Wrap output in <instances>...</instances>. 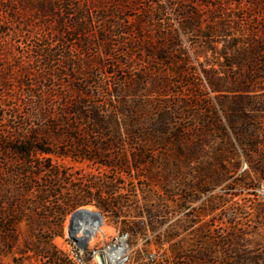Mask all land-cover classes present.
<instances>
[{
    "label": "rangeland",
    "instance_id": "374dc122",
    "mask_svg": "<svg viewBox=\"0 0 264 264\" xmlns=\"http://www.w3.org/2000/svg\"><path fill=\"white\" fill-rule=\"evenodd\" d=\"M223 2L228 10H234L239 16L236 34L240 51L244 49L247 40H256L257 46L258 40L264 36V0ZM218 3L217 0H185L183 5L187 10L199 13L205 26L211 21L209 13ZM138 6L137 9H126L125 12L127 24L132 28L131 33L120 37L107 33V42L117 47V55L129 52L131 46H137V49L129 53L133 61L131 66L119 69V66H113L116 64L113 59H108L107 66L101 71L103 77L106 80L108 78L111 83L119 84L128 79L127 88L134 86L131 80L140 78L138 97L127 94L123 100L130 107H127L125 115L118 114L126 127L122 125L121 132L118 129L111 132L115 138L120 137L124 141L125 151L132 163L137 146L132 142L134 137L131 135L129 121L133 115L136 118V113L142 124L140 139L152 152L148 154V165L137 170L133 165L120 172L88 161L80 162L58 156L41 157L32 164H22L15 155H4L0 152V226H17L16 231L20 237V243L12 250L7 247L0 248V264H21L23 261L27 264H41L33 253L23 257L19 251L24 250L25 242L32 250L45 247L46 242L58 232L59 226H63V235L54 238L52 244L74 264H85L88 258L91 259V264H153L158 254L155 243L163 240L169 230H174L177 234L170 242L172 245L197 240L193 231L182 232V226H195L194 230L212 226L215 236H223L224 230L229 226H239L249 234L253 249L264 251V175L255 171L257 163L264 161V112L261 111L264 108V81L254 75L251 85L253 92L248 96L245 93L241 95L252 102L259 129L255 139L257 143L256 153L253 154V167L250 168L245 153L234 133L228 128L222 112V106H229L235 96L212 92L209 80L204 74V70H211L210 74L215 71L218 73L215 76H222L218 62L223 60L215 53L224 46L221 35L215 34L210 38L213 41L211 51L207 49L210 41L206 33L195 35L185 29L184 22L178 16L177 5L170 4L168 0H146ZM157 9H161V14L153 16L152 20L145 17L146 10L155 13ZM138 22L142 24V31L139 33L133 28ZM19 42L16 43V58L28 61L32 43L26 45ZM148 45L161 50L163 60L149 56L144 49ZM166 45L170 48L163 47ZM80 53L77 49L74 56L78 57ZM98 54V49L93 47L90 55ZM99 59V62L104 61L100 57ZM248 72L246 65H241L237 71V83L241 89ZM16 73L19 76L20 70L16 69ZM258 74L261 75L260 72ZM68 81L65 78L62 83L66 84ZM17 86L14 82L11 91L0 90V126L5 132L12 126H21L22 123L18 119L14 123L11 121L14 113L12 108L17 103L20 105L16 99ZM119 100L122 98L101 97L98 102L108 104L109 112H114L117 116L116 106L119 108ZM23 111L20 106V112ZM169 119L172 126L170 128L174 131L180 130L194 135L198 132L206 133L203 140L204 157L201 160L178 159L173 153V147L150 143V131L157 130L156 138H160ZM94 138L91 137V140ZM68 141V138L61 140L54 148L55 152H67ZM220 154L228 161L219 163L217 157ZM40 172L43 173L39 179L34 174ZM17 173L21 175L15 177ZM54 174L62 177L58 188L60 195L52 198L44 207L38 204L35 192L20 193L24 188L36 187L45 181H56L58 184L59 180L52 179ZM105 176L118 178L123 183L117 196L127 201L128 208L122 210L120 220L148 228L157 226L154 230L149 229L145 234L132 236L122 226L116 225L113 218H103L94 206L72 212L60 225L58 218L52 215L57 203L61 208L64 198L74 194L73 190L77 187L87 186L91 179ZM245 178L247 186L241 183ZM199 183L203 187L195 188ZM139 207L154 211L162 208L164 213L158 212L157 219L149 218L148 215L136 218L133 211ZM13 210L22 214L20 219L7 215ZM87 211L91 214H87ZM96 214L102 216L101 222ZM113 247L123 248L124 255L113 260L109 254Z\"/></svg>",
    "mask_w": 264,
    "mask_h": 264
},
{
    "label": "trees",
    "instance_id": "16d2710c",
    "mask_svg": "<svg viewBox=\"0 0 264 264\" xmlns=\"http://www.w3.org/2000/svg\"><path fill=\"white\" fill-rule=\"evenodd\" d=\"M142 1L146 0H0V90L11 91V85L14 82L18 84L16 99L20 105L17 103L12 108L14 113L11 121L14 123L16 119L22 120L21 126H12L7 132L0 126L2 154H13L22 164H32L41 157H69L120 172L133 165L136 170L148 165V154L152 152L140 139L142 124L136 113V118L134 119L133 115L129 121L131 135L134 137L132 142L137 146L132 163L125 151L124 141L120 137L115 138L111 132L114 129L121 132L122 125L126 127L118 114L125 115L127 107H130L128 102L123 100L127 94L138 97L140 78L131 80L134 86L127 88L128 79L119 84L111 83L108 78L106 80L103 77L101 71L107 66L108 59H113L117 64L113 66H119V69L131 66L133 61L129 53L137 49V46H131L129 52L120 53L118 56L117 47L107 42L109 39L107 33L118 37L131 33L132 28L127 24L128 18L125 16L126 9H137ZM168 1L172 5H177L178 16L190 33L195 35L206 33L209 41L215 34L221 35L224 46L221 51L215 53L223 60L218 62L222 76L220 78L215 76L218 74L215 71L210 74L211 70H204V74L209 80L212 92H224L225 95L235 96L229 106H222V112L228 128L234 133L245 153L246 161L252 168L253 154L256 153V133L259 129L252 102L249 98L245 100L241 95L245 93L248 96L253 92L251 85L254 77L264 81V36L258 40L257 46L256 40H247L244 49L240 51L236 34L239 16L234 10L226 8L224 0H217L219 5L209 13L211 21L205 26L199 13L189 11L183 5L185 0ZM144 14L152 20L153 16L161 14V9H157L155 13L146 10ZM137 24L133 28L139 33L142 31V24L140 22ZM17 41L26 45L32 43L28 61L16 58ZM211 44L213 41H210V48L208 46L207 49L213 51ZM93 47L98 49L97 56L90 55ZM163 47L170 48L167 45ZM77 49L82 55L80 53L75 57L74 52ZM144 49L149 56L159 61L163 60L161 50L152 45ZM99 57L104 61L99 62L101 61ZM241 65H246L249 70L242 82V89L237 83V71ZM16 69L20 70L19 76ZM65 78L69 81L63 84ZM101 97L122 98L118 101L119 108L116 106L117 116L113 114L114 112H109L108 104L98 102ZM20 106L23 107V112H20ZM261 111L264 112V108ZM170 127L172 126L169 119L162 129L160 138H156L157 130L150 131L148 134L152 141L150 143L173 147V153L178 159L201 160L204 157L205 132L194 135L180 130L174 131ZM91 137H95L94 140H91ZM65 138L69 140L68 151L63 154L55 152L54 148ZM156 139H159V142ZM115 151L117 154H114ZM168 151L167 149L166 152ZM222 156L220 154L217 157L219 163L228 161ZM257 164L255 171L264 175V161ZM41 173L43 172L34 175L40 179ZM19 175L21 173H17L15 177ZM52 179L59 180L58 184L56 181H45L36 187L24 188L20 193L35 192L38 204L44 207L52 198L60 195L58 188L62 177L60 174H54ZM241 183L247 186L246 178L242 179ZM122 184L118 178L109 176L91 179L87 186L81 185L73 190L74 194L65 197L61 208L57 203L52 215L58 218L62 225L72 212L94 206L103 218H113L116 225L122 226L132 236L145 234L149 229L154 230L157 226L148 228L120 220L122 210L128 208L127 201L117 196ZM194 187L200 189L203 186L199 183ZM158 210L139 207L134 209L133 213L136 218L148 215L149 218L157 219L158 212L164 213L162 208ZM7 215L20 219L22 214L13 210ZM16 227L0 226V248L7 247L12 250L17 247L20 237ZM194 227L182 226V232L193 231L197 240L178 245L170 243L177 234L174 230H169L163 236V240L155 243L158 254L152 263L264 264V251L258 252L253 249L249 242V234L239 226H229L226 231L224 230L223 236H215L212 226L207 229L199 227L195 230ZM62 235L63 226H59L58 232L46 242L45 247L32 250L25 242L24 250H20L19 253L23 257L33 253L41 264H74L52 244L54 238ZM84 263L91 264V259L88 258ZM21 264L27 263L23 261Z\"/></svg>",
    "mask_w": 264,
    "mask_h": 264
},
{
    "label": "bare ground",
    "instance_id": "6f19581e",
    "mask_svg": "<svg viewBox=\"0 0 264 264\" xmlns=\"http://www.w3.org/2000/svg\"><path fill=\"white\" fill-rule=\"evenodd\" d=\"M123 252H124L123 248H121V247H113L110 250L109 254L111 255L113 260H117L123 254Z\"/></svg>",
    "mask_w": 264,
    "mask_h": 264
},
{
    "label": "water",
    "instance_id": "95a60500",
    "mask_svg": "<svg viewBox=\"0 0 264 264\" xmlns=\"http://www.w3.org/2000/svg\"><path fill=\"white\" fill-rule=\"evenodd\" d=\"M87 214H91L90 212H86ZM96 218H98V221L101 222L102 216L100 214H96Z\"/></svg>",
    "mask_w": 264,
    "mask_h": 264
}]
</instances>
